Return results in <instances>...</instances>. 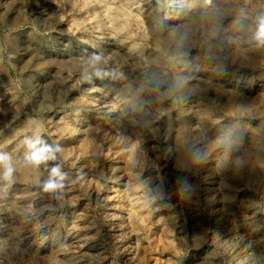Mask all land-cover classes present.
Instances as JSON below:
<instances>
[{
	"label": "rangeland",
	"instance_id": "374dc122",
	"mask_svg": "<svg viewBox=\"0 0 264 264\" xmlns=\"http://www.w3.org/2000/svg\"><path fill=\"white\" fill-rule=\"evenodd\" d=\"M261 18L264 0H0V264H264ZM37 135L60 149L39 166Z\"/></svg>",
	"mask_w": 264,
	"mask_h": 264
},
{
	"label": "clouds",
	"instance_id": "9594fccd",
	"mask_svg": "<svg viewBox=\"0 0 264 264\" xmlns=\"http://www.w3.org/2000/svg\"><path fill=\"white\" fill-rule=\"evenodd\" d=\"M254 39L259 44H264V18H261L258 30L254 35ZM99 54L93 53L90 58L92 64H96L101 60ZM97 76L101 75L99 69L96 70ZM90 79V77H85ZM25 143L32 150L31 154L27 157L28 161L35 166H39L41 163H45L49 160H55V152L60 151L59 147L52 148L51 146L44 144L40 137L37 135L35 139H25ZM14 167L12 164V158L8 153L0 152V180L12 182ZM65 178V174L61 172L59 167H54L51 170L50 178L44 183L45 191H55L63 187L61 181Z\"/></svg>",
	"mask_w": 264,
	"mask_h": 264
}]
</instances>
